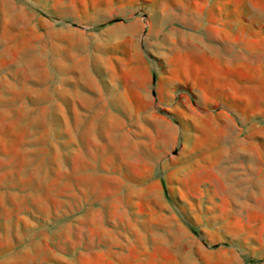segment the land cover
<instances>
[{
  "label": "rangeland",
  "instance_id": "rangeland-1",
  "mask_svg": "<svg viewBox=\"0 0 264 264\" xmlns=\"http://www.w3.org/2000/svg\"><path fill=\"white\" fill-rule=\"evenodd\" d=\"M208 2L0 0V264H264V0Z\"/></svg>",
  "mask_w": 264,
  "mask_h": 264
},
{
  "label": "crops",
  "instance_id": "crops-1",
  "mask_svg": "<svg viewBox=\"0 0 264 264\" xmlns=\"http://www.w3.org/2000/svg\"><path fill=\"white\" fill-rule=\"evenodd\" d=\"M181 6L185 10H187V9L188 10L189 9L198 10L196 17L188 18V17H185L184 15L181 16V18H182L181 21L183 24L189 25L192 28L198 27L201 29L202 26L205 25V23H208V18L203 16L202 14H200V11H199L201 8H203L205 10L206 8L209 7L208 0H181Z\"/></svg>",
  "mask_w": 264,
  "mask_h": 264
},
{
  "label": "trees",
  "instance_id": "trees-1",
  "mask_svg": "<svg viewBox=\"0 0 264 264\" xmlns=\"http://www.w3.org/2000/svg\"><path fill=\"white\" fill-rule=\"evenodd\" d=\"M253 263H255V262H253Z\"/></svg>",
  "mask_w": 264,
  "mask_h": 264
}]
</instances>
